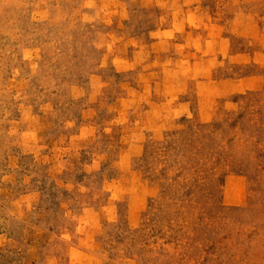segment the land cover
<instances>
[{"label":"rangeland","instance_id":"374dc122","mask_svg":"<svg viewBox=\"0 0 264 264\" xmlns=\"http://www.w3.org/2000/svg\"><path fill=\"white\" fill-rule=\"evenodd\" d=\"M0 264H264V0H0Z\"/></svg>","mask_w":264,"mask_h":264}]
</instances>
